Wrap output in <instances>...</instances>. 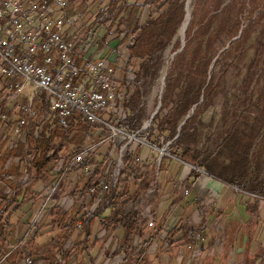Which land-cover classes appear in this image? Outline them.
Returning a JSON list of instances; mask_svg holds the SVG:
<instances>
[{
  "label": "trees",
  "instance_id": "1",
  "mask_svg": "<svg viewBox=\"0 0 264 264\" xmlns=\"http://www.w3.org/2000/svg\"><path fill=\"white\" fill-rule=\"evenodd\" d=\"M120 2L121 0H107L106 8L101 9L99 14L114 11L119 13ZM186 2L187 0H145L146 18L141 24L134 26L130 32L116 29L102 38L105 43L109 36L111 39L121 38L119 43L126 42V56L122 61L120 75L122 79H119L121 91L124 92V116L119 124H124L129 131L140 130L147 119L145 109L140 107L144 94L142 89L158 77L164 65L163 53L175 41L184 20ZM184 41L181 50V44L175 42L176 53L165 74L160 107L147 134L161 138L164 143H169L170 148L175 147L176 150L169 152V156L193 167L184 181L187 187L198 179L199 170H202L220 183L252 198L253 202L247 204V210L254 227L257 212L264 206V0L196 2ZM116 59L118 60V56ZM229 73L236 74L239 78L238 86L231 94L233 102L230 105L228 92L225 90ZM217 97L226 101L221 111L222 130L214 142L213 150L202 151L189 141L194 135L191 129ZM37 107L41 111L44 105ZM3 125L4 121L0 118V146L5 143L9 145V137H5ZM38 125L34 124L24 140L13 142L12 147L9 146V150L0 156V163L3 165L10 159L21 157L25 140L33 156L27 178L23 182L20 181V167L13 162L15 170L6 177V187L1 189L2 192L7 190L2 196V204L6 208L18 204V198L28 191L32 183L48 177L52 170L50 165L64 160L61 153L67 145L72 144L74 148L66 155V159L84 149L86 140L96 143V140L107 134L105 127L90 124L79 117L71 118L67 128H58L54 132L48 124L43 125L41 130L37 129ZM157 139L149 144L160 148ZM140 149L141 146L138 145L135 148L128 147L125 151L119 187L108 192L112 198H116L118 193L129 194L131 182L138 188L134 196L131 195L133 201L147 193L146 183L151 180L157 158L140 156ZM164 158L167 157L162 156L160 159L158 171L162 170ZM91 160L92 158V163ZM98 174L97 167L94 176L87 178L82 192L88 190ZM4 179L0 178V181ZM137 181L141 184H136ZM17 185L19 187L15 194L9 198L10 191L15 190ZM108 198L104 199L102 208H105ZM94 199L95 196L91 202ZM102 208L97 210L96 215ZM1 216L2 214L0 219ZM203 227L202 221L195 228L183 231L181 238L174 240L171 245L183 242L185 247L199 249L202 242L196 241L194 234L203 235ZM132 228H126L127 247L124 251L128 257L134 252L131 246L135 235L131 232ZM181 229L183 228L177 230ZM9 236L11 231L5 238ZM173 236L174 233H168L164 241L170 242ZM251 237L252 234L247 239L251 240ZM5 242L4 239L2 243ZM142 252L139 251L136 258ZM22 254L21 250L14 252L8 264L21 262ZM36 254L37 252L31 254L34 260Z\"/></svg>",
  "mask_w": 264,
  "mask_h": 264
},
{
  "label": "crops",
  "instance_id": "2",
  "mask_svg": "<svg viewBox=\"0 0 264 264\" xmlns=\"http://www.w3.org/2000/svg\"><path fill=\"white\" fill-rule=\"evenodd\" d=\"M108 49L104 46L94 55L108 57L112 62L116 61V57ZM0 92L3 96L0 105H3L6 95L3 79L0 81ZM5 145L0 146V156L9 150V146ZM54 165L53 163L50 165L52 170L48 173V179L43 178L32 183L28 191L18 198V204L7 206L8 224L11 229V236L7 238L5 236L8 234L3 236L7 245L14 244L23 235L27 224L54 187L57 180ZM192 169V166L178 160L174 164L163 163L161 171L166 170L167 178L160 184H164L166 192L158 194L153 191L133 201L131 195L134 196L138 188L131 182L129 194L118 193L116 198H112L110 193L104 195V199L109 197L106 201L108 203L105 208H102V204L99 206L102 209L98 215L95 214L96 216H88L93 201L91 202L92 198L87 191H81L87 178L71 173L68 176L69 180L61 182L52 194V202L42 212L41 220L25 244L23 252L26 254L37 252L34 256L35 260L37 259L36 264H133L141 250L145 253L142 264H264V206L259 208L256 225L253 227L251 214L247 210V204L253 201H249L248 195L220 183L202 170H199L198 179L187 187L184 181ZM14 170L13 163L4 165L0 163V178H5L4 181H0V207L3 206L2 196L7 191L5 189L2 192L1 189L3 186L6 187L8 180L6 177ZM171 171L173 174H170ZM138 183L141 184L137 181L136 184ZM147 183L148 191L152 188L149 186L152 183L151 181ZM156 186L159 187V184L156 183ZM185 190L189 192L186 197L183 195ZM232 199L236 201V205L237 201L240 203L236 212L232 209L216 210L215 206L209 210L208 206L202 204L211 200L213 202L217 200L219 203ZM35 204L38 209L33 212ZM200 207L202 209H199ZM200 210L206 213L203 215ZM219 213L231 217L234 221V228L231 231L232 242L225 247L208 238L207 234L210 230V219L214 221ZM149 220L154 222V227L147 231L145 227H148ZM202 221L203 233L206 232L207 237L204 235L199 249L185 247L183 242L171 245L174 240L181 238L183 231L195 228ZM128 226L133 227L131 232L135 234L131 245L134 252L129 257L124 251L127 247L125 240ZM180 227L183 229L177 230ZM168 233H174L170 242L164 241ZM249 233L252 234L251 240L247 239Z\"/></svg>",
  "mask_w": 264,
  "mask_h": 264
},
{
  "label": "built area",
  "instance_id": "3",
  "mask_svg": "<svg viewBox=\"0 0 264 264\" xmlns=\"http://www.w3.org/2000/svg\"><path fill=\"white\" fill-rule=\"evenodd\" d=\"M70 7L68 0H0V79H3L6 89L0 118L4 121L5 137L14 139L8 142L10 147L13 142L24 140L36 123L39 124L38 130L48 124L54 132L58 128H67L73 117L105 127L108 139L116 141L118 137H122L125 140L121 146L118 144L119 158L116 165L109 173L99 172L87 190L91 198L95 196L88 212V216H94L104 201V195L119 187L122 157L127 148L133 143L136 146L150 147L145 135L151 128L155 115L144 121L140 130L135 132L129 131L124 124H119V117L111 121L106 117L109 113L118 116L122 110L124 92L121 91L119 78L123 62L112 63L108 57L94 55L97 45L93 43L89 31H74L81 14H71ZM27 87L30 90L27 91ZM11 102L14 105L19 102L18 116L6 115V112L9 113L7 106ZM40 104L44 105L41 111L37 107ZM140 135L144 139H138ZM23 147L21 157L7 162L19 165L21 182L27 178L33 160L26 140ZM95 147L96 145L85 147L61 160L54 187L27 224L23 235L11 245L2 243L3 236L9 233L10 228L9 210L5 205L1 207L0 264H8L9 258L17 250L23 253L22 264H36L31 254L23 252L25 244L34 234L42 212L51 204L52 194L61 182L68 181L71 173L86 178L94 176L97 167L93 160L90 162V158ZM113 147L116 148V145ZM156 162L159 167L160 158ZM18 187L19 185L10 191L9 198L13 197ZM152 192L153 190H148L147 194ZM188 194V190L183 192L184 197ZM147 225L153 228L154 222L149 220ZM194 239L203 241L200 233H195ZM144 257L145 253L142 252L133 264H142Z\"/></svg>",
  "mask_w": 264,
  "mask_h": 264
},
{
  "label": "rangeland",
  "instance_id": "4",
  "mask_svg": "<svg viewBox=\"0 0 264 264\" xmlns=\"http://www.w3.org/2000/svg\"><path fill=\"white\" fill-rule=\"evenodd\" d=\"M68 1L70 2L71 13L81 14V19L77 21L75 29H77L78 33L84 29L89 31L88 33L91 34V39L93 43L97 45V48H94V52L95 53L99 52V49L106 46L107 49L109 48L108 50L110 53H113L115 57L118 56L117 61L121 63L125 59V56H126L125 55L126 42L119 43L121 38L111 39V37L109 36L106 38L108 42L105 43L102 41V38L106 35V33L113 32L116 29L125 30V31L127 30L128 32H130L134 28V26H136L137 24H141L146 18L147 8H146V5H144L145 0H121L119 4V9H120L119 13H116V11L106 12L104 13V15H100L99 11L101 9L106 8L105 4L107 0H68ZM200 1L202 2V0H187L186 5H185L184 20L176 34L175 41L163 53L162 59H163L164 65L162 69L159 71L158 77L153 82H149L142 89L144 94L142 95V98H141L140 107L145 109L147 119L151 117L152 115H155L160 107L159 106V102L161 98L160 95L162 93L163 83H164L162 82V79L163 77L165 78L166 71L168 67L170 66V63L173 60V57L176 53L175 52L176 50L174 47L175 42H179L181 44L179 48V50H181V48L185 44L184 37H185L186 29L189 26L190 22L192 21L195 3L200 2ZM251 43H252V40L250 41V44ZM119 79L121 81L122 77H120ZM226 79L227 81H226L225 90L228 92V96H229L228 100H229V105H230L233 102V98L231 94L235 92L238 86L239 78H237L236 74L229 73ZM0 81L2 82V79ZM28 90H30V87H27V91ZM2 98L3 96L0 92V101L2 100ZM225 103L226 101L224 98L217 97L214 100L213 104L199 116L198 120L195 122L194 128L191 129V132L194 135L189 141L191 143H195L194 145L199 150H202V151L213 150L214 142L216 141L218 134L222 130L221 111ZM9 106L10 107L7 106V110H9V113L7 112L8 116L9 117L18 116L19 115V111H18L19 102H17L16 105H14L13 102H11L9 103ZM123 112H124V109L122 108L118 116H116L113 113H109L106 117L110 119V121L113 120L114 118L116 119L117 117H119L120 120H123V116H124ZM147 119H145V121ZM140 138H143V136L140 135L138 139ZM145 139L148 140L147 143L149 144L153 140H156L157 138L154 135L149 136V134H146ZM10 140L13 141L14 139L10 137L9 141ZM157 141L161 146L160 148H157L151 144H150V147L143 145L141 147L142 154H140V156H144V157L154 156L160 159L162 158L161 156H164V157H167V158H164L163 160L164 164L165 163L169 164L171 162L174 164V162L177 159L173 157L170 158L169 152L176 150V148L175 147L170 148L168 143H164L161 138H158ZM95 142L96 143H92L91 140L88 139L85 141V145H86L85 147H88L94 144L96 145L93 151V154H92L93 163L96 165V167L99 168L100 173H103V174L107 172L109 173L111 169L114 167V165H116V163L118 162V158H119L118 144H120L121 146L122 144H124L125 140L122 139V137H118L117 140L115 141L113 139H108L107 136L105 135L100 140L98 141L96 140ZM114 145H116V148L113 147ZM67 146L68 147H66L61 153V156L63 157L64 160L66 159L65 158L66 155L69 152H71L72 149L74 148L72 144H69ZM135 146H136V143H133L131 147L134 148ZM61 164L62 162L60 160L57 164L54 165L53 168H56L55 172L57 171L58 167ZM173 166L175 167V165ZM165 172L166 170L158 171V163L155 162V168L152 170V177L150 180L152 184L149 185L150 187L152 186L150 190H153L155 191V193H158V194L161 193L162 191L166 192V189L164 188V184H160L164 178L165 179L167 178ZM172 172L173 171H171L170 174H173ZM46 179H48V177L44 178V180ZM156 183L159 184V187L156 186ZM242 199L247 200L244 198ZM249 201H252L251 198ZM202 204H204L205 206H208L209 210H210V207L215 206V208H217L216 210L232 209L234 210V212H236L238 205H240L238 201L236 205V201L233 199L230 201L228 200L219 201V203L217 200L214 202L211 200L210 202L206 201V202H203ZM36 207L37 205L35 204V206H33V209H32L33 212L35 211V209L36 210L38 209ZM199 209H202V207H200ZM200 211L203 212L202 210ZM35 213H37V211ZM205 213L206 211L203 212V215ZM220 214L222 213H219L216 215V219L214 221L210 219V230L209 232H207V234L209 236L208 238H210L213 241H216L221 247H225V246H228V244L232 242L231 231H232V228H234L233 226L234 221H232L233 219H231V217L224 216V214L219 216ZM189 219L191 222V217H189ZM191 226L194 227L195 225L192 224ZM145 229L148 231L150 228L145 227ZM204 235L206 236V232L203 233V235L201 234V237Z\"/></svg>",
  "mask_w": 264,
  "mask_h": 264
},
{
  "label": "water",
  "instance_id": "5",
  "mask_svg": "<svg viewBox=\"0 0 264 264\" xmlns=\"http://www.w3.org/2000/svg\"><path fill=\"white\" fill-rule=\"evenodd\" d=\"M159 106H160V102H159Z\"/></svg>",
  "mask_w": 264,
  "mask_h": 264
}]
</instances>
